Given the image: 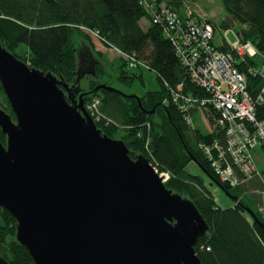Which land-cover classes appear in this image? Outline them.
<instances>
[{
  "label": "trees",
  "instance_id": "16d2710c",
  "mask_svg": "<svg viewBox=\"0 0 264 264\" xmlns=\"http://www.w3.org/2000/svg\"><path fill=\"white\" fill-rule=\"evenodd\" d=\"M220 1L228 16L221 24L197 15L186 7L185 0H0V44L31 69L52 73L69 86L79 87L86 81L85 106L99 97L101 113L119 125L96 122L102 135L123 141L131 159L146 157L160 172L171 173L172 178L165 184L167 189L191 200L210 227L195 246L203 264H264V195L240 196L246 191L244 186L249 191L264 190V185H260L262 177L255 178L259 181L257 184L231 188L215 176L199 145L211 143L217 137L224 142L223 131L217 128L211 134H204L201 130H192L183 113L170 102V90L180 84L195 97H203L205 93L192 83L174 43L153 22L152 9L161 5L170 7L180 19L190 10L195 20L209 22L217 32L241 25L237 32L241 41L251 42L264 53V0ZM145 18L149 20L147 29L141 25ZM90 34L107 49L135 55L158 75L162 90L150 91L141 97L96 90L101 84L112 85L107 80L104 54L98 51ZM219 49L227 52L229 47ZM120 58L118 80L131 86L134 78L130 71L140 64L129 68L124 58ZM259 62L260 59H250L247 63ZM236 66L244 69L243 65ZM88 71H94V76L90 77ZM263 84L257 77H248L251 95L257 94ZM0 93L4 98L0 100V109L16 121L1 83ZM205 113L214 127L218 112L210 107ZM258 116L264 119V106L258 108ZM0 142L6 146L7 137L1 128ZM192 162L212 183L216 182L230 197L237 198L233 207L224 209L216 203L203 178L188 171ZM17 227V220L0 206V260L6 264H35L28 249L17 239Z\"/></svg>",
  "mask_w": 264,
  "mask_h": 264
},
{
  "label": "water",
  "instance_id": "95a60500",
  "mask_svg": "<svg viewBox=\"0 0 264 264\" xmlns=\"http://www.w3.org/2000/svg\"><path fill=\"white\" fill-rule=\"evenodd\" d=\"M0 83L16 119L0 109V206L35 264H203L195 246L208 223L148 158L102 135L87 89L31 69L2 44Z\"/></svg>",
  "mask_w": 264,
  "mask_h": 264
},
{
  "label": "built area",
  "instance_id": "2783aa9c",
  "mask_svg": "<svg viewBox=\"0 0 264 264\" xmlns=\"http://www.w3.org/2000/svg\"><path fill=\"white\" fill-rule=\"evenodd\" d=\"M149 7L152 9V5ZM189 11L185 18L180 19L179 14L166 5L152 9L153 22L174 43L192 83L205 93L203 97H195L185 92L180 84L170 90L169 100L183 113L187 126L192 130L196 129L194 115L200 114L208 124L205 111L211 107L218 112L219 117L216 125L211 126V133L221 128L225 141L221 142L217 137L211 143L200 144L199 148L219 181L237 188L261 177L254 151L264 150V119H259L258 116V108L264 106V84L257 94L251 95L248 91V77H257L264 82V53L258 51L251 42L241 41L237 34L234 43L225 36L221 37V46L229 47L227 52L221 51V46H216L214 42L217 30L205 20H195L194 14ZM115 51L126 59L129 68L140 64L135 55ZM250 59H260V62L248 65ZM237 64L243 65L244 69L239 70ZM100 105L99 99H93L86 105L94 122L115 124L101 113ZM146 127L149 131L150 125ZM148 143L149 140L146 148ZM156 168L163 182L172 178L171 173L159 172ZM249 192L264 195V190Z\"/></svg>",
  "mask_w": 264,
  "mask_h": 264
},
{
  "label": "rangeland",
  "instance_id": "374dc122",
  "mask_svg": "<svg viewBox=\"0 0 264 264\" xmlns=\"http://www.w3.org/2000/svg\"><path fill=\"white\" fill-rule=\"evenodd\" d=\"M185 5L186 7L192 8L197 15L206 16L217 24H221L228 17L227 12L220 0H185ZM148 24L149 20L146 18L141 21V25L144 29L148 28ZM240 29L241 25L236 24L234 25V27H232V29L228 30V33L226 35L224 30H221V32L218 31L214 40L216 46L220 47L222 45V41L220 40L222 36H225L228 41L234 43L236 41V34ZM90 35L95 46L98 48V51L104 54L103 63L106 65L105 67L108 72L107 80L110 82L113 88L123 92L128 96L133 95L137 97H141L145 93L150 91L152 92L162 90V85L159 81L158 75L154 71L150 70V68L142 61L138 68L130 71L134 78L131 86H127L120 82L118 80V76L119 68L122 65V60L120 58L122 57L121 54L118 51L107 49L102 45L100 41L96 40V36H94L93 34ZM124 60L126 61V59ZM82 88H88V84L86 83V81L82 83ZM0 100H4L1 93ZM193 123L196 127V130H201V132H203L204 134H211L212 127L209 125V123L207 124V122L201 118L200 114L194 115ZM255 159L259 168H262V165H264V157L262 158L260 155H255ZM156 169L159 171L158 168ZM187 169L191 174L198 175L203 178L205 185L214 195L217 204L223 206V202H233L231 197L221 187H219L215 183H212V181L208 179L203 170L195 162L190 163ZM247 190L249 191V189ZM234 193L239 194V192Z\"/></svg>",
  "mask_w": 264,
  "mask_h": 264
},
{
  "label": "crops",
  "instance_id": "0c3cea01",
  "mask_svg": "<svg viewBox=\"0 0 264 264\" xmlns=\"http://www.w3.org/2000/svg\"><path fill=\"white\" fill-rule=\"evenodd\" d=\"M263 153H264V151H262L261 149H257V150H255L254 151V155H260L262 158L264 157V155H263ZM257 167H258V170H259V172H260V174H261V177H262V180H263V183L262 184H260V185H264V165H262V168H259V166L257 165ZM258 179H255V180H253V181H250V182H248L246 185H254V184H257L259 181H257ZM243 188H245L246 189V191L244 192V194H240V196L241 195H248L249 194V191L247 190V186L245 187H243ZM249 189V188H248ZM240 193V192H239ZM231 199L233 200V199H237V198H235V197H231ZM233 203H236L235 202V200H233V202H229V203H227V202H223V206L221 205L220 206V204H218L221 208H230V207H233L234 206V204Z\"/></svg>",
  "mask_w": 264,
  "mask_h": 264
},
{
  "label": "bare ground",
  "instance_id": "6f19581e",
  "mask_svg": "<svg viewBox=\"0 0 264 264\" xmlns=\"http://www.w3.org/2000/svg\"><path fill=\"white\" fill-rule=\"evenodd\" d=\"M190 13H192L191 11H189ZM226 33V32H225ZM227 33H228V31H227ZM240 70V69H239ZM93 99H99L100 100V102H101V99L99 98V97H94Z\"/></svg>",
  "mask_w": 264,
  "mask_h": 264
}]
</instances>
